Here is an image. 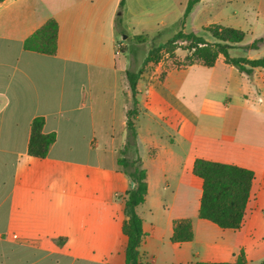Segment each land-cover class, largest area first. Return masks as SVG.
I'll list each match as a JSON object with an SVG mask.
<instances>
[{
    "label": "crops",
    "instance_id": "0c3cea01",
    "mask_svg": "<svg viewBox=\"0 0 264 264\" xmlns=\"http://www.w3.org/2000/svg\"><path fill=\"white\" fill-rule=\"evenodd\" d=\"M189 1L0 3V264H126L125 201L134 186L118 160L128 142L127 71L133 70L127 52L120 57L126 40L179 32ZM206 2L194 7L186 32L212 25H192ZM51 19L59 25L57 53L26 50V40ZM238 19L213 25L251 34L247 15L243 25ZM231 56L261 59L264 45L234 49ZM137 100V144L148 173V195L137 209L146 234L143 264L234 262L241 250L249 264L263 263L264 234L257 230L264 219L258 204L264 196V69L250 77L220 56L212 68L177 67L164 78L148 71ZM38 117L45 119V134L57 135L45 158L28 153ZM197 159L254 172L241 229L200 218ZM184 219L192 220L194 239L173 242L175 222Z\"/></svg>",
    "mask_w": 264,
    "mask_h": 264
},
{
    "label": "trees",
    "instance_id": "16d2710c",
    "mask_svg": "<svg viewBox=\"0 0 264 264\" xmlns=\"http://www.w3.org/2000/svg\"><path fill=\"white\" fill-rule=\"evenodd\" d=\"M4 1L6 0H0V3ZM200 1H189L184 14L182 29L171 40L159 48L151 50L143 66L138 71H127L133 107L128 111V142L126 147L121 150L118 160L121 170L134 183V187L127 192L125 201V212L128 219L124 224V232L129 237L126 249V264H143L140 248L146 234L143 229V220L137 209L146 201L148 195V173L143 166L137 144L136 120L139 115L137 95L138 83L142 74L151 64L157 65L159 63V57H154V54L164 49L170 51L172 46L182 42L187 44L188 55L186 56L187 63L185 66L201 64L212 68L218 58L223 56L227 64L236 66L242 73L250 77L253 76L256 69H264V58L251 60L246 57L233 58L231 56V51L238 48L243 50L260 49L264 45V38L242 47L246 34L235 28L221 25H210L205 28L204 30L212 35L215 42L207 41L194 31H185V21ZM123 5L122 1L121 6L123 7ZM58 35V22L51 19L26 40L25 49L46 55H55L58 51ZM146 41L147 39L142 36L136 38V42ZM44 125L45 119L42 117H38L32 122L28 153L33 157H47L51 147L57 140L55 133H44ZM132 153L133 157H131ZM193 173L203 180V194L199 210L200 218L210 221L222 229H241L251 200L255 179L254 172L236 165L197 159ZM193 239L192 220L176 221L172 241L184 243ZM59 241L67 242V239L61 238ZM234 257V262H197L196 264H249L244 250L236 253ZM261 264H264V262Z\"/></svg>",
    "mask_w": 264,
    "mask_h": 264
},
{
    "label": "rangeland",
    "instance_id": "374dc122",
    "mask_svg": "<svg viewBox=\"0 0 264 264\" xmlns=\"http://www.w3.org/2000/svg\"><path fill=\"white\" fill-rule=\"evenodd\" d=\"M244 1L247 0H207L205 4L199 7V10L202 11L197 13L195 17L196 20L192 25H196V27H200V25L206 23L213 25L224 22L221 19L232 18V16L239 18L237 22L240 23V25H243L242 23H244V21L241 20V18L247 15L249 24L252 25V28L251 34L245 32L246 39L244 40V43L252 41L253 36H256V39H259V37L264 38V0H251L246 6H242L241 4ZM119 13H121V11ZM176 33L177 32H174V28H171L166 30L162 37L157 38L156 40H148L146 42H131L130 40H126L127 45L124 47L125 53H123V56L120 58L123 59L127 52L128 60L131 64L132 70L138 71L143 66L144 61L148 57L150 51L159 48L164 43H167L175 36ZM196 33L206 38L209 42H215V39L211 36V34L204 31L202 28H199V31ZM124 36H120V40L125 42V40H123ZM172 48L173 50H171ZM171 49L170 51L164 49L156 52L154 57H159V63L157 65L151 64V66L148 67L145 72L149 71L156 73L158 77L164 78L167 71L170 69L179 66L185 67V64L187 63L186 56L188 55L187 44L180 42L177 45L172 46ZM234 54L237 53L235 52ZM120 67L121 65H119L118 62L117 68L119 69ZM131 156H134L133 153ZM258 204L260 208L259 210H264L263 195L258 200ZM260 220L262 221L259 223L261 225L257 232L258 234H264V219L262 216Z\"/></svg>",
    "mask_w": 264,
    "mask_h": 264
},
{
    "label": "water",
    "instance_id": "95a60500",
    "mask_svg": "<svg viewBox=\"0 0 264 264\" xmlns=\"http://www.w3.org/2000/svg\"><path fill=\"white\" fill-rule=\"evenodd\" d=\"M132 186H134V183L132 182Z\"/></svg>",
    "mask_w": 264,
    "mask_h": 264
}]
</instances>
